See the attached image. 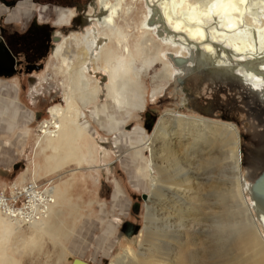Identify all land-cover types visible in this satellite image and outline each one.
<instances>
[{
  "label": "bare ground",
  "instance_id": "1",
  "mask_svg": "<svg viewBox=\"0 0 264 264\" xmlns=\"http://www.w3.org/2000/svg\"><path fill=\"white\" fill-rule=\"evenodd\" d=\"M137 4L143 11L139 23L132 26ZM58 12L59 22L65 24L74 15L73 11ZM87 14L89 25L82 32L62 37L51 54L58 62L55 75L61 78L60 87L65 90L62 97L65 107L49 108L50 120L40 128L38 146L52 152L51 161L56 162L52 172L60 170L61 163L66 161L79 166L84 159L83 152L89 156L92 153V146L83 143L89 131L87 124L79 122L82 108H90L95 114L120 103L128 111L137 108L136 86L125 73L137 61L144 67L153 61L167 66L161 80L173 82L176 107L180 111L186 108V100L176 79L182 78L196 59L202 65L234 72L264 103V0H95V6L90 7ZM13 15L20 16V11L16 10ZM176 57L187 58L186 65L176 66L173 62ZM101 92L106 104L98 105ZM73 98H82V105L88 106L77 107ZM141 135L140 130L131 135L129 146L134 158L149 153L143 167L135 168L138 176L147 180L151 196L158 203H164L158 197L163 195V187L175 186L173 190L169 188L168 193L172 192L178 200L170 199L173 205L166 203L162 209L163 204L160 205V211L171 215L172 218L167 215L164 223L173 228L175 235L186 230L185 242L177 235L172 237L177 248L186 250L192 246L191 250H186L182 264L200 262L203 246L195 240V232H187V223L198 224L202 229L199 232L206 237L208 234L203 229L211 219L199 209L210 208L216 211L212 217L216 227H230L234 234L232 242L243 255L240 259H227L228 264H264V220L258 219L248 192L250 182L243 174L240 134L236 126L165 112L146 141ZM221 162L230 168L231 188L217 187L218 203L214 207L202 206L200 192L210 187V174L218 172L220 176L223 173L221 166L211 169L210 165ZM57 189L52 186L53 202L45 218L27 226L36 233L54 238L60 232L59 223L54 220L61 215L63 203ZM147 212V220L152 221V214L156 213L152 205L147 207ZM11 222L14 223L0 212V231L9 232ZM224 245L223 242L215 243L219 249ZM161 249L157 246L154 252L144 256L126 248L113 264H157L155 259L162 256Z\"/></svg>",
  "mask_w": 264,
  "mask_h": 264
},
{
  "label": "rangeland",
  "instance_id": "2",
  "mask_svg": "<svg viewBox=\"0 0 264 264\" xmlns=\"http://www.w3.org/2000/svg\"><path fill=\"white\" fill-rule=\"evenodd\" d=\"M134 9L132 26L139 23L143 11L139 4ZM15 10L20 11V16L13 15ZM34 10L35 7L22 4L8 12L0 4V16L4 15L7 22H12L6 25L13 28H20L22 24L17 21L22 19L27 22ZM36 10L37 14L43 16L40 9ZM24 13L28 14L24 17ZM48 20L53 23L59 21L54 13ZM61 26L64 24L56 25L55 30L60 31ZM84 28L73 31L80 32ZM130 44L129 41V50ZM43 65V69L35 73L30 82L24 76L0 80V189L24 180L53 178V188H58L63 202L60 207L62 213L54 220L59 223L60 232L54 238L11 222L9 232L0 231V264H71L75 258L90 264H113L126 248L148 256L157 246L162 248V256L155 259L157 264H182L186 250H191L192 246L186 250L177 248L174 238L177 235L185 242L186 230L175 235L173 228L164 223L165 218L171 215L160 211V205L163 204L162 209L167 204L173 205L169 203L170 199L173 202L178 200L172 192L168 193L169 188L173 190L175 186H165L163 195H157L164 203L154 200L147 180L138 176L135 168L143 167L149 153L144 152L141 158H134L129 146L130 136L140 130L141 139L146 141L165 112L232 123L240 134L242 170L250 182L247 176L254 177L258 173V162L264 159V103L258 105L243 90L225 88L223 91L213 90L206 96L210 104L201 103L206 115L189 109L180 111L176 107L178 101L176 103L173 82L161 80L167 66L153 61L144 67L137 61L125 72L136 86L135 91L139 95L137 108L128 111L120 103L110 109L98 110L99 114H95L90 108H82L88 106L82 105V98H73L76 106L82 108L83 115L79 122L88 126L89 133L83 143L92 146V153L89 156L83 152L84 159L79 166L66 161L61 163L60 170L52 172L56 163L51 161L52 152L43 151V146H38L40 128L50 120L49 108L56 105L65 107L62 100L65 90L60 87L61 78L55 75L58 62L49 55ZM99 95L98 105L106 104L104 93ZM124 134L127 136L122 137ZM54 156L57 157V154ZM214 166H221L223 173L220 176L218 172L210 174V187L200 192L202 206L205 207H214L218 203L217 187L223 185L224 189L229 190L232 184L233 176L228 164H211L210 168ZM143 194L149 197L146 201L141 199ZM136 203L137 209L134 208ZM150 205L156 211L152 214V221L147 220V207ZM199 210L209 214L208 219L211 220L206 222L207 228L203 229L208 234L204 233L206 237L199 232L202 229L198 224L187 223V232H195V240L203 246L204 254L200 253L202 257L198 264H228L227 259L242 258L243 255L232 242L234 234L230 227L220 229L213 222L216 211L212 208ZM128 223L133 227L131 235L124 233ZM217 241L225 244L223 249L215 247Z\"/></svg>",
  "mask_w": 264,
  "mask_h": 264
},
{
  "label": "flooded vegetation",
  "instance_id": "3",
  "mask_svg": "<svg viewBox=\"0 0 264 264\" xmlns=\"http://www.w3.org/2000/svg\"><path fill=\"white\" fill-rule=\"evenodd\" d=\"M0 4L8 12L22 4H29V8L35 7V13L27 22L22 19L17 21L22 24L20 28L6 25L12 22H7L4 15L0 16V80L6 81L24 76L27 82H30L35 73L43 69L44 60L51 56L54 46L58 43L55 42L56 36L59 35L61 40L62 37L75 32L73 30L84 28L89 23L87 14L89 7L95 6L94 0H0ZM36 9H40V13H44L43 16L37 14ZM58 11H73L74 15L67 24L48 20L52 17V13L57 19ZM27 14L24 13L23 16ZM60 24H64L60 31L55 30L56 25ZM82 31L83 29L80 32ZM225 88L243 90L258 105L262 104L257 94L252 93L249 88L245 89L242 80L238 87L220 84L214 86L210 92L223 91ZM125 228L124 233L133 229L130 224H126Z\"/></svg>",
  "mask_w": 264,
  "mask_h": 264
},
{
  "label": "water",
  "instance_id": "4",
  "mask_svg": "<svg viewBox=\"0 0 264 264\" xmlns=\"http://www.w3.org/2000/svg\"><path fill=\"white\" fill-rule=\"evenodd\" d=\"M60 38L59 35L56 36L55 42H59ZM187 61V58L176 57L173 59L174 64L179 67H184ZM176 81L179 88H181L182 96L186 100L185 109L196 111L202 115H206L207 113L202 111L204 107L201 106V103L210 104L206 96L210 94L214 86L225 84L230 87H238L241 85V77L234 72L223 68L218 69L209 65H202V62H199L197 59L194 66L182 78L177 77ZM247 178L250 181L248 192L254 202L255 213L258 219L262 221L264 220V159L258 162V173L254 177L247 176ZM141 199L146 201L147 195L143 194ZM137 207L138 204H134V208L137 209ZM132 231L125 233L126 235H131ZM71 264L90 263L75 258L71 260Z\"/></svg>",
  "mask_w": 264,
  "mask_h": 264
},
{
  "label": "built area",
  "instance_id": "5",
  "mask_svg": "<svg viewBox=\"0 0 264 264\" xmlns=\"http://www.w3.org/2000/svg\"><path fill=\"white\" fill-rule=\"evenodd\" d=\"M54 183L53 178L24 180L0 189V212L24 227L42 220L53 202Z\"/></svg>",
  "mask_w": 264,
  "mask_h": 264
}]
</instances>
